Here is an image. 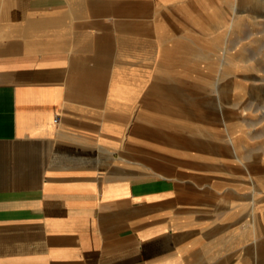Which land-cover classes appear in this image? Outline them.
Instances as JSON below:
<instances>
[{
	"label": "crops",
	"instance_id": "crops-1",
	"mask_svg": "<svg viewBox=\"0 0 264 264\" xmlns=\"http://www.w3.org/2000/svg\"><path fill=\"white\" fill-rule=\"evenodd\" d=\"M245 8L0 0V264H264V137L238 124L201 154L181 120L143 115L152 77L197 81L199 12L243 24Z\"/></svg>",
	"mask_w": 264,
	"mask_h": 264
},
{
	"label": "rangeland",
	"instance_id": "rangeland-1",
	"mask_svg": "<svg viewBox=\"0 0 264 264\" xmlns=\"http://www.w3.org/2000/svg\"><path fill=\"white\" fill-rule=\"evenodd\" d=\"M241 1L245 7L249 0ZM253 1L259 10L245 8L243 24H221L199 12L198 24H192L195 43L190 46L198 57L195 83L178 76L151 78L149 108L143 115L166 133L179 128L176 121L181 120L183 136L197 135L198 153L221 157L222 153L213 150L222 149L220 142L239 133L238 124L243 125L246 136L264 137V0ZM180 48L184 50L183 45ZM181 69L189 70L185 65ZM141 112L136 109L134 116H143ZM148 136L158 138L153 132ZM207 139L213 143L206 142ZM261 148L264 149V142ZM182 165L186 166L185 162ZM207 168L198 166L201 170ZM213 170L216 175L223 168Z\"/></svg>",
	"mask_w": 264,
	"mask_h": 264
}]
</instances>
